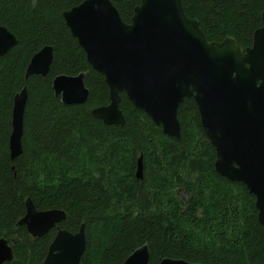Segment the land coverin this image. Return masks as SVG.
I'll return each instance as SVG.
<instances>
[{
    "label": "trees",
    "instance_id": "1",
    "mask_svg": "<svg viewBox=\"0 0 264 264\" xmlns=\"http://www.w3.org/2000/svg\"><path fill=\"white\" fill-rule=\"evenodd\" d=\"M84 1L0 0V26L18 41L0 60V239L10 243L14 255L6 264H43L56 236L50 230L33 239L18 226L27 199L39 211H64L62 230L74 234L84 225L82 264H123L144 245L149 264L166 258L264 264V226L255 197L215 171L216 152L193 99H185L178 111L180 140L164 135L124 93L123 127L92 115L110 103L109 88L63 19ZM110 1L127 24L141 4ZM181 2L209 43L233 37L246 49L262 27L264 0ZM46 46L53 48L48 75L25 81L32 57ZM80 73L86 74L87 102L66 106L55 97L53 80ZM25 87L23 150L11 161L14 98ZM140 157L142 179L136 177Z\"/></svg>",
    "mask_w": 264,
    "mask_h": 264
},
{
    "label": "water",
    "instance_id": "2",
    "mask_svg": "<svg viewBox=\"0 0 264 264\" xmlns=\"http://www.w3.org/2000/svg\"><path fill=\"white\" fill-rule=\"evenodd\" d=\"M71 35L87 62L102 75L110 103L92 115L105 125L124 126L121 94L162 128L164 135L181 139L178 111L185 99L197 105L203 131L216 152L215 171L228 181L241 183L255 197L258 221L264 226V9L262 27L244 49L233 37L207 41L200 22L189 18L181 0H141L131 23H125L110 0H85L63 13ZM18 41L0 26V60ZM53 48L36 53L25 72L46 77ZM85 73L60 75L53 80L56 98L66 106L83 105L89 90ZM27 88L14 98L9 148L14 161L22 154ZM136 177H143V159ZM26 213L18 222L33 239L41 238L66 220L60 210L39 211L27 199ZM84 225L76 234L58 229L43 264H82L86 250ZM13 250L0 239V264L11 263ZM147 245L123 264H149ZM159 264H199L163 259Z\"/></svg>",
    "mask_w": 264,
    "mask_h": 264
},
{
    "label": "flooded vegetation",
    "instance_id": "3",
    "mask_svg": "<svg viewBox=\"0 0 264 264\" xmlns=\"http://www.w3.org/2000/svg\"><path fill=\"white\" fill-rule=\"evenodd\" d=\"M58 229H61V228L59 227V225H58L57 227H55L54 229H52V230H55V231H56V234H57ZM61 230H62V229H61ZM72 234H73V233H72ZM74 234H76V233H74Z\"/></svg>",
    "mask_w": 264,
    "mask_h": 264
},
{
    "label": "bare ground",
    "instance_id": "4",
    "mask_svg": "<svg viewBox=\"0 0 264 264\" xmlns=\"http://www.w3.org/2000/svg\"><path fill=\"white\" fill-rule=\"evenodd\" d=\"M182 202V201H181Z\"/></svg>",
    "mask_w": 264,
    "mask_h": 264
},
{
    "label": "rangeland",
    "instance_id": "5",
    "mask_svg": "<svg viewBox=\"0 0 264 264\" xmlns=\"http://www.w3.org/2000/svg\"><path fill=\"white\" fill-rule=\"evenodd\" d=\"M181 194V193H180Z\"/></svg>",
    "mask_w": 264,
    "mask_h": 264
}]
</instances>
